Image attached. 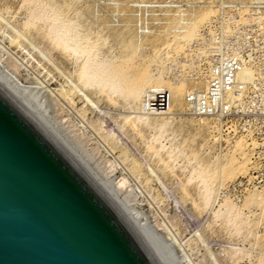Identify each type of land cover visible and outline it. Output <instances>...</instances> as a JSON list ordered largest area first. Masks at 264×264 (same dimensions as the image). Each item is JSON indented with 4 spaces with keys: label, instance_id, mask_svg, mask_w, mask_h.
Masks as SVG:
<instances>
[{
    "label": "rangeland",
    "instance_id": "374dc122",
    "mask_svg": "<svg viewBox=\"0 0 264 264\" xmlns=\"http://www.w3.org/2000/svg\"><path fill=\"white\" fill-rule=\"evenodd\" d=\"M84 59L109 86L80 82ZM221 62L235 72L215 101L226 109L197 114L186 97ZM142 69L134 101L120 81ZM0 72L173 264H264V0H0ZM156 89L171 96L163 113L142 106Z\"/></svg>",
    "mask_w": 264,
    "mask_h": 264
},
{
    "label": "water",
    "instance_id": "95a60500",
    "mask_svg": "<svg viewBox=\"0 0 264 264\" xmlns=\"http://www.w3.org/2000/svg\"><path fill=\"white\" fill-rule=\"evenodd\" d=\"M0 264H164L109 188L1 80Z\"/></svg>",
    "mask_w": 264,
    "mask_h": 264
},
{
    "label": "bare ground",
    "instance_id": "6f19581e",
    "mask_svg": "<svg viewBox=\"0 0 264 264\" xmlns=\"http://www.w3.org/2000/svg\"><path fill=\"white\" fill-rule=\"evenodd\" d=\"M29 26V25H28ZM31 26H32V24H31ZM30 26V27H31ZM26 30V29H25ZM47 32H45V34H46ZM50 33H52L53 34V31H50ZM48 34V33H47ZM56 33H54V35H55ZM49 35V34H48ZM53 35V36H54ZM45 36V35H44ZM50 36V35H49ZM71 45V44H70ZM69 46V45H68ZM74 47V46H73ZM91 47V46H90ZM66 48H68V49H70L69 47H66ZM65 48V49H66ZM72 48V47H71ZM75 48V47H74ZM64 49V50H65ZM79 50H80V48H79ZM66 52H67V50H65ZM72 51H73V48H72ZM87 51V50H86ZM69 52V51H68ZM75 52V51H74ZM73 53V52H72ZM72 53H71V55H72ZM76 53V52H75ZM84 53V51L82 52V54ZM86 53V52H85ZM88 54H89V52H87ZM79 54V53H78ZM74 57H76V56H74ZM82 57V56H81ZM81 57H80V59H81ZM86 57V56H85ZM88 57V56H87ZM73 59V58H72ZM76 60V59H75ZM89 60V59H88ZM84 61L86 62L87 61V59L85 60L84 59ZM128 61V60H127ZM130 61V60H129ZM84 62V63H85ZM122 62H123V60H122ZM126 62V61H125ZM83 63V62H82ZM86 63H88V61L86 62ZM83 64V65H81L82 67H80V68H82V70H81V72H80V74H79V79H80V82L81 83H86V82H88L89 83V81H94L95 82V84H97V86H103L104 85V83H105V81L108 79V78H110L109 76H108V74H107V71L109 72V70L107 69V70H105V71H103L102 73H99V75H98V73L97 72H99L98 70H97V74L94 72L93 74H89L88 73V71L86 72V70L88 69V67L90 68V70H91V68H94V67H92V64H91V66H90V64H89V66H87V64ZM131 64H132V62H130ZM133 63H135V62H133ZM123 64H125V65H127L126 63H123ZM136 64V63H135ZM142 64V63H141ZM94 66H95V64H93ZM129 65V64H128ZM127 65V66H128ZM138 65V64H137ZM96 67V66H95ZM106 67V66H105ZM122 67H124L123 65H122ZM122 67H120V68H122ZM133 67V66H132ZM85 68H87L86 70H85ZM107 68H108V66H107ZM110 69V68H109ZM113 69V68H112ZM118 69V68H117ZM125 69V67L124 68H122V70L121 71H123ZM127 69H128V67H127ZM133 69V68H132ZM134 69H135V67H134ZM136 69H138V68H136ZM141 69V68H140ZM89 70V69H88ZM93 70V69H92ZM100 70V69H99ZM103 70V69H102ZM116 70V69H115ZM120 70V69H119ZM143 70V69H142ZM94 71V70H93ZM101 71V70H100ZM110 71H112V70H110ZM113 71H114V69H113ZM130 71V70H129ZM136 71V70H135ZM146 71H147V69H146ZM146 71H141L140 72V74L138 75V77H136V78H134V77H130V78H127V77H123L122 76V78H121V81H120V83H124L123 85L125 86V89L126 88H128L127 89V91H128V93H130V95H132V97L135 99L134 101H136V99H138L139 100V98H140V96H141V93L142 92H144V88L150 83V81H151V79H150V76L147 74V72ZM240 71V70H239ZM238 71V72H239ZM115 72V71H114ZM116 72H117V70H116ZM127 72H128V70H127ZM126 71H125V73H127ZM238 72H237V74H238ZM1 73V72H0ZM113 73V72H112ZM111 73V74H112ZM124 73V74H125ZM152 73V72H151ZM118 74V73H117ZM123 73H121L120 72V76L122 75ZM123 74V75H124ZM127 75V74H126ZM136 75V74H135ZM106 76H108V78L106 77ZM111 76V75H110ZM113 76V75H112ZM116 76V75H115ZM129 76H131V75H129ZM128 76V77H129ZM105 77H106V79H105ZM119 78V79H120ZM111 79H112V77H111ZM111 79H110V82H111ZM113 79H114V76H113ZM0 80L3 82V83H5L9 88H11L16 94H18L37 114H38V116L60 137V139L101 179V181L109 188V190L115 195V197L120 201V203L124 206V208L128 211V213L131 215V217L134 219V221L137 223V225L141 228V230L144 232V234L147 236V238L150 240V242L152 243V245H153V247L155 248V250L157 251V253L159 254V256L161 257V259H162V261L164 262V264H173V261L171 260V258L169 257V254H166V252H165V250L163 249V245L162 246H160V244H159V242H157V239L155 238V235L153 236V234L150 232V230L148 229V227H146L145 226V223H143V221H141V219H140V217H138V213L136 214L128 205H127V202H125L121 197H118V193H117V188H118V186H116L115 184H113L112 183V181H110V180H108V179H106V178H104L105 176H103L102 177V175H100L99 173L100 172H96L95 170H93V166L91 167L90 166V164L89 163H87V161H88V159L87 160H85V158L83 157V156H85V154L82 156L80 153V150H79V152H77V150H78V148H76L77 146H75V148L77 149V150H75V148H74V146H71L65 139H63L61 136H60V134H58L56 131L57 130H55V128H53V126L51 125V123H49V121L47 120V118L45 117V115L47 114L46 112V114L44 115V113L42 112V110H41V108L37 105V104H35L34 102V99L33 100H31L29 97H27L26 95H24L25 94V91H24V94L22 93V91L17 87V86H15L8 78H6V76L4 75L3 76V74H0ZM109 80V79H108ZM117 80V79H116ZM150 80V81H149ZM153 80V79H152ZM78 81V80H77ZM117 81H119V80H117ZM92 82H91V84H92ZM93 82V83H94ZM106 82H109V81H106ZM114 82V81H113ZM116 83V82H115ZM118 84H119V82H118ZM151 84H161V82L160 81H157V80H154V82H152ZM82 85V84H81ZM86 85V84H85ZM107 85V84H106ZM106 85H104L105 87H106ZM115 85V84H114ZM202 85V84H201ZM84 86V85H83ZM87 86V85H86ZM91 86V85H90ZM93 86H94V84H93ZM107 86H109V85H107ZM167 86V85H166ZM165 86V87H166ZM114 87V86H113ZM201 87V86H200ZM102 88V87H101ZM118 87L116 86V89H117ZM120 88V87H119ZM118 88V90L120 91V92H122L123 90H124V88H123V86L119 89ZM72 89H73V87H72ZM98 89V88H97ZM114 89H115V87H114ZM115 89V90H116ZM167 89L170 91V94L171 93H173L174 94V92H173V90H171V89H169L168 87H167ZM100 91H103V89L102 90H100ZM99 91V92H100ZM109 91H110V89H109ZM27 93V92H26ZM114 93V92H113ZM123 93H124V91H123ZM127 93V95H129ZM71 95V94H70ZM69 95V96H70ZM118 95H119V93H118ZM121 95V94H120ZM129 95V99H130V96ZM31 96V95H30ZM107 96V95H106ZM114 96V95H113ZM124 96V95H123ZM126 96V95H125ZM124 96V97H125ZM175 96V95H174ZM174 96H173V98H174ZM142 97H143V95H142ZM169 97H171V96H169ZM122 98V97H121ZM127 98V97H126ZM36 99V98H35ZM70 99V98H69ZM68 99V100H69ZM125 99H123V101H124ZM131 100V99H130ZM137 100V101H138ZM177 100V99H176ZM37 101V100H36ZM133 101V102H134ZM144 101V100H143ZM132 102V103H133ZM141 102H142V99H141ZM141 102H140V105H141ZM133 105H134V103H133ZM43 108V107H42ZM170 115V114H169ZM49 117V116H48ZM146 121V120H145ZM203 123V122H202ZM54 124V123H53ZM56 125V124H55ZM57 128V127H56ZM59 132V131H58ZM69 140V139H68ZM70 141V140H69ZM73 144V143H72ZM80 149V148H79ZM87 155V154H86ZM88 156V155H87ZM89 162V161H88ZM92 165V164H91ZM96 166V165H95ZM97 168V167H96ZM95 169V168H94ZM97 170V169H96ZM97 171H100V170H97ZM102 171V170H101ZM103 172V171H102ZM101 172V173H102ZM105 175V174H104ZM108 176V175H107ZM119 186H121V185H119ZM122 187V186H121ZM119 189H122V188H119ZM120 191V190H119ZM118 191V192H119ZM122 191V190H121ZM123 197V196H122ZM128 201V200H127ZM143 220V219H142ZM160 241V240H159ZM161 243V242H160Z\"/></svg>",
    "mask_w": 264,
    "mask_h": 264
},
{
    "label": "built area",
    "instance_id": "2783aa9c",
    "mask_svg": "<svg viewBox=\"0 0 264 264\" xmlns=\"http://www.w3.org/2000/svg\"><path fill=\"white\" fill-rule=\"evenodd\" d=\"M227 64L228 62H221V64H216L210 69L208 87L203 95H194L192 93L187 95L186 99L197 114L205 115L212 113L216 109H226L224 105H216L215 101L220 90L224 91L226 89V84L228 86L235 83V72H232V69L226 66ZM168 102L169 96L167 92L164 89H156L144 98L142 106L148 112L163 113L167 110Z\"/></svg>",
    "mask_w": 264,
    "mask_h": 264
}]
</instances>
